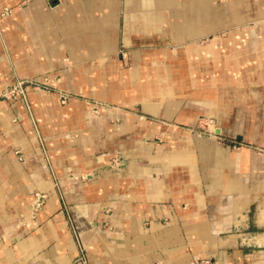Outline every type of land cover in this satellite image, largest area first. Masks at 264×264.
Here are the masks:
<instances>
[{
  "label": "crops",
  "instance_id": "crops-1",
  "mask_svg": "<svg viewBox=\"0 0 264 264\" xmlns=\"http://www.w3.org/2000/svg\"><path fill=\"white\" fill-rule=\"evenodd\" d=\"M254 17L264 0H0V93L60 77L114 105L0 98V264L72 263L57 188L94 263L264 264V22L198 42ZM204 118L216 135L194 129Z\"/></svg>",
  "mask_w": 264,
  "mask_h": 264
},
{
  "label": "rangeland",
  "instance_id": "rangeland-1",
  "mask_svg": "<svg viewBox=\"0 0 264 264\" xmlns=\"http://www.w3.org/2000/svg\"><path fill=\"white\" fill-rule=\"evenodd\" d=\"M255 17L247 22L246 24L236 26V27H230L229 29H222L218 30L209 36L200 38L198 40L200 45H206L211 42V39L215 37H220V38H227L229 33L233 32L234 30H238L241 34L245 35L248 32H255V29H260L261 28V23L264 22L263 20H254ZM235 28V29H234ZM123 54V53H122ZM17 87L19 90V93L11 96L10 98H5L3 95L7 90H11L13 88ZM21 87V88H20ZM33 91L37 93H42V91L47 92L48 95L50 94H55L57 99L56 102L58 106L60 107H65L70 104L72 101H77L79 102L83 107L86 108V110L93 116H99L103 113H105L108 109L114 108L112 104H109L107 102H102L99 100H96L89 95L86 94H70L65 92L62 88H60V77H45L41 80L38 79H16L6 90L0 93V98L7 100V101H22L24 104L29 105L30 100H29V95L28 92ZM100 107H105L106 110L100 109ZM76 110L80 109L79 106L75 107ZM141 113V112H140ZM139 113V114H140ZM205 119V118H204ZM211 125H214L211 120H206L205 119V124L200 125L196 128H194L197 133L205 136V137H211L212 135H216V128H212ZM186 129V127H185ZM187 129H190L187 127ZM37 130V128H36ZM78 129L71 128V130L65 132L66 138H78L79 135L77 133ZM37 140L39 142V145L42 149L43 156H46V142L45 138L41 134L40 130H37ZM220 142L223 145H232L233 148H242V147H247L250 144H245L242 141H238L236 138L233 137H220ZM120 156V155H118ZM45 158V157H44ZM120 158V157H119ZM114 163V162H113ZM114 165H116L114 163ZM87 176L85 172L80 173V179L81 180H86ZM58 184H56L57 188ZM57 193L59 197V202H60V210L59 214L62 215V221L67 227V231L70 234L71 242L77 250V255L72 261L71 264H99V263H94L92 260H90L89 255H88V250L87 247L85 246L84 242L80 238L79 230L78 227L74 221V212L70 205L65 201L62 191L57 188ZM44 194V198H41L39 201H37L38 194ZM47 204V193L46 192H37L34 195V198L32 200L31 206L29 208V214L26 215L27 213H24L21 216V224L23 226H33L38 220V216L44 211L45 207ZM106 214H110V210H106ZM39 226L41 227L42 224L40 223ZM103 230H109V222L108 219L100 225Z\"/></svg>",
  "mask_w": 264,
  "mask_h": 264
},
{
  "label": "built area",
  "instance_id": "built-area-1",
  "mask_svg": "<svg viewBox=\"0 0 264 264\" xmlns=\"http://www.w3.org/2000/svg\"><path fill=\"white\" fill-rule=\"evenodd\" d=\"M6 14H10V10H6ZM20 88H21V87H20ZM19 91H21V90H19L17 87H15V88H13V89H11V90H7V91L5 92V94L3 95V97H5V98H10L11 96H13V95L19 93ZM114 163H115L116 165L119 164L118 160H115ZM119 165H120V164H119ZM40 199H41V198H39L38 201H39ZM206 263H207V262H206Z\"/></svg>",
  "mask_w": 264,
  "mask_h": 264
},
{
  "label": "bare ground",
  "instance_id": "bare-ground-1",
  "mask_svg": "<svg viewBox=\"0 0 264 264\" xmlns=\"http://www.w3.org/2000/svg\"><path fill=\"white\" fill-rule=\"evenodd\" d=\"M44 194L42 193V194H38V198H44V196H43ZM48 199V198H47ZM38 201V200H37Z\"/></svg>",
  "mask_w": 264,
  "mask_h": 264
}]
</instances>
